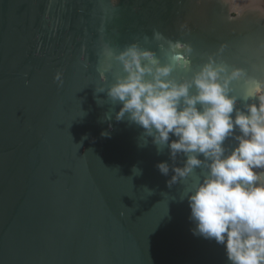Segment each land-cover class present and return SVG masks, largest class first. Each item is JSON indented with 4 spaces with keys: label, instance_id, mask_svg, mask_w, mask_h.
<instances>
[{
    "label": "water",
    "instance_id": "1",
    "mask_svg": "<svg viewBox=\"0 0 264 264\" xmlns=\"http://www.w3.org/2000/svg\"><path fill=\"white\" fill-rule=\"evenodd\" d=\"M181 25L203 46L228 41L243 63L237 49L264 35V0H0V264H226L156 169L167 153L138 147L140 130L123 122L100 135L108 106L81 66L82 54L95 64L101 26L123 43Z\"/></svg>",
    "mask_w": 264,
    "mask_h": 264
},
{
    "label": "clouds",
    "instance_id": "2",
    "mask_svg": "<svg viewBox=\"0 0 264 264\" xmlns=\"http://www.w3.org/2000/svg\"><path fill=\"white\" fill-rule=\"evenodd\" d=\"M219 3L232 10L234 0ZM98 32L95 64L82 54L81 66L94 69V99L108 106L100 135L110 138L113 122L138 128V147L167 153L155 167L179 186L192 235L221 246L226 264H264V35L237 49L246 54L238 63L228 41L203 46L186 25L176 35L154 26L123 43Z\"/></svg>",
    "mask_w": 264,
    "mask_h": 264
}]
</instances>
